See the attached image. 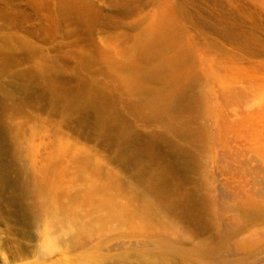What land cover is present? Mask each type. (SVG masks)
<instances>
[{
    "label": "rangeland",
    "instance_id": "374dc122",
    "mask_svg": "<svg viewBox=\"0 0 264 264\" xmlns=\"http://www.w3.org/2000/svg\"><path fill=\"white\" fill-rule=\"evenodd\" d=\"M67 1L85 4L97 15L88 32L59 12L60 0H0V26L19 35L32 31L35 49L31 59L46 58L55 64L62 71L61 81L69 88L76 86L70 80L74 74L87 81L113 83L103 72L101 60L81 61L93 54L90 43L100 47L106 37H111L113 46L118 47L158 16L171 18L176 38L203 84L201 122L210 132L202 150H195L199 167L190 175L195 181L191 188L197 190L195 210L208 213V225L203 229L182 220L176 222L173 231L180 257L173 261L264 264V217L256 220L249 214L254 209L264 216V0ZM18 102L26 105L23 116L5 114L23 129L18 153L24 175L18 179L34 188L30 175L47 148L57 153L55 160L61 161L57 170L63 169L59 170L63 175L43 182L20 199L22 202L13 200L9 206L6 200L18 191L11 187L4 193L7 207L2 198L0 264H72L79 252H67L64 232L79 226L76 223L89 222L92 214L105 212L106 203L125 205L122 197L96 187L106 186L108 174L119 175L123 181L126 174L112 162L107 143L94 135H83L66 122L65 117H76L72 112L63 114L61 125L59 118L37 110L30 102L26 104L23 97H18ZM146 131L160 132L155 128ZM176 141L188 147L186 142ZM79 159L80 169L75 166ZM97 175L100 180H96ZM9 176L13 181L17 178L15 173ZM248 203L253 207L244 206ZM29 206L34 210L27 212ZM6 212L11 215H4ZM3 216L5 220L8 216V222ZM117 240L111 243H123L127 238ZM117 242L113 244L119 246ZM204 245L208 250L202 248Z\"/></svg>",
    "mask_w": 264,
    "mask_h": 264
},
{
    "label": "bare ground",
    "instance_id": "6f19581e",
    "mask_svg": "<svg viewBox=\"0 0 264 264\" xmlns=\"http://www.w3.org/2000/svg\"><path fill=\"white\" fill-rule=\"evenodd\" d=\"M59 12L86 32L97 17L89 6L67 0H60ZM176 34L171 18L160 15L121 46H113L111 37H106L100 47L90 43L93 54L81 61L101 60L103 72L113 83L87 81L74 74L70 80L76 86L69 88L61 81L62 71L55 64L46 58L31 59L35 49L32 31L19 35L0 26V203L9 188L18 193L8 195V206L43 182L60 179L58 174L63 170H57V153L47 148L30 175L34 188L29 189L18 179L24 175L18 153L23 129L5 116L6 112L23 116L26 105L18 102V97L56 116L61 125L63 114L72 112L76 117H65L66 122L83 135H94L107 143L112 162L126 174L125 181L108 174L106 186L96 187L122 197L125 205L106 203L105 212L92 214L89 222L76 223L79 226L75 224L74 229L69 225V231L63 230L67 252H79L72 264H177L173 261L180 257L173 231L176 222L207 228L208 213L196 212L194 207L197 190L191 188L195 181L190 176L199 167L195 150H202L210 139L201 122L203 84ZM151 128L160 132L146 131ZM176 140L186 142L188 147L179 146ZM79 160L75 165L78 169L82 166ZM10 173L16 174V180L10 179ZM96 180H100L98 175ZM186 185L190 189H185ZM244 206L251 208L253 204ZM30 209L34 210L29 206L27 212ZM7 212L4 215L10 216L12 211ZM249 214L256 220L264 217L254 209ZM120 238L127 240L119 243ZM115 240L119 246L111 243ZM202 248L208 250L206 245Z\"/></svg>",
    "mask_w": 264,
    "mask_h": 264
}]
</instances>
